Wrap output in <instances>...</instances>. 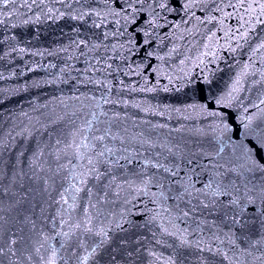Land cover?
<instances>
[{"label":"snow or ice","instance_id":"snow-or-ice-1","mask_svg":"<svg viewBox=\"0 0 264 264\" xmlns=\"http://www.w3.org/2000/svg\"><path fill=\"white\" fill-rule=\"evenodd\" d=\"M0 264H264V0H0Z\"/></svg>","mask_w":264,"mask_h":264}]
</instances>
